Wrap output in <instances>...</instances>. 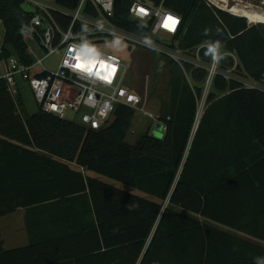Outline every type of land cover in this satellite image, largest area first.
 Here are the masks:
<instances>
[{
    "label": "trees",
    "instance_id": "obj_1",
    "mask_svg": "<svg viewBox=\"0 0 264 264\" xmlns=\"http://www.w3.org/2000/svg\"><path fill=\"white\" fill-rule=\"evenodd\" d=\"M59 2L69 8L78 3ZM129 2L122 0L118 17L126 16ZM21 6L22 0H0V21L5 29L0 62L11 57L30 62L23 32L29 29L32 17ZM166 7L183 18L182 29L174 38L180 48L190 50L218 42L237 57L236 74L264 85V33L260 27H250L246 19L225 12L214 13L202 0H166ZM117 24L147 34L129 20ZM169 63L170 119L158 122L164 127L162 139L146 132L135 146L126 141L125 118L134 109L119 107L111 123L92 131L39 108L30 114L23 99L26 85L19 83L12 94L0 80V217L26 210L30 239L27 247L10 251L3 250L0 242V264L261 262L264 250L257 245L179 214L176 208L208 221L215 220L220 210L237 205V224H224L264 242V90L247 89L217 77L211 98L225 95L207 109L182 177L177 180L207 73L188 67V80L177 64ZM228 64L233 67V60ZM226 100L233 104L258 151L243 167L234 166L228 176L226 171L212 174L213 181L218 177L214 188L195 185L189 168L207 140L209 114ZM180 141L185 143L179 147ZM91 173L158 200L107 184ZM48 211L53 215L41 217ZM54 228L59 234L47 236L45 231ZM165 251L169 260L162 256Z\"/></svg>",
    "mask_w": 264,
    "mask_h": 264
},
{
    "label": "built area",
    "instance_id": "obj_2",
    "mask_svg": "<svg viewBox=\"0 0 264 264\" xmlns=\"http://www.w3.org/2000/svg\"><path fill=\"white\" fill-rule=\"evenodd\" d=\"M77 1L75 8H69L59 0H22V4L35 11L29 29L23 32L30 62H21L16 57L0 62V80L7 83L9 91L14 94L19 83L25 84L45 114L66 120V114L72 111L76 124L98 131L109 124L119 107L141 109L146 101L129 86L127 66L118 57L100 49L101 45L114 40L167 57L183 70L188 80V67L206 71L203 92L197 97L195 127L200 125L209 106L220 98H211L217 77L226 82H238L247 89L264 90L263 84L235 73L237 57L223 46L218 50L219 60L213 59L210 43L190 50L180 48L174 38L182 29L183 18L166 7V0H129L125 17L117 16L122 0ZM204 1L210 7L243 18L227 9L223 0ZM127 20L135 23L138 31L147 30V34L117 24H127ZM255 24L249 21L250 26ZM161 33L169 36L170 41L162 40ZM204 51L210 55L203 54ZM57 53L62 55L57 67L46 69L43 61ZM229 59L233 60V67L229 66ZM157 119L160 120L155 117Z\"/></svg>",
    "mask_w": 264,
    "mask_h": 264
},
{
    "label": "rangeland",
    "instance_id": "obj_3",
    "mask_svg": "<svg viewBox=\"0 0 264 264\" xmlns=\"http://www.w3.org/2000/svg\"><path fill=\"white\" fill-rule=\"evenodd\" d=\"M229 2V8L233 7V5L238 2L244 6L253 8L254 10L264 12V0H229ZM202 3L207 9L212 10L214 13L220 11L215 7H210L204 0H202ZM227 14L232 17L238 18L234 15H231L230 13ZM244 19H246L247 24L249 25V18L246 16V18ZM252 26L260 27L264 33V21L261 20V23L251 25L250 27ZM4 36V25L2 22H0V50L3 45ZM160 36L162 37V40L170 41L169 36L163 33H161ZM100 49L106 54H111L118 57L124 63V65L127 66L129 70V86H131L133 91L138 95H141V97L146 101L145 104L142 105L141 109L131 110L125 117L126 121L128 122L126 141L131 146H135L138 142V139L146 132H150L151 134H153L155 123H163L164 119H170V60L167 57L154 53L148 49L129 46L127 42L122 40H114L110 44L101 45ZM61 57L62 55L60 53H57L50 58L45 59L43 61L44 67L48 70H54L61 60ZM219 96L220 98H223L224 94ZM23 99L30 114L38 112L39 107L36 104L29 87L27 86L25 87V90L23 92ZM233 107V104L226 100L224 101V104L218 105L214 109V111L209 114L210 129L206 135L207 140L201 149L202 151L200 150V152L197 154L195 162L191 163L193 164L192 167L189 168L190 176L192 177L193 183L195 185H201L203 183L207 187L214 188V182L218 179V177L213 181V175L226 171L225 176H228L229 173L231 174L232 171L236 169L234 168V166L240 164L243 167V163L250 160L252 155L256 153V151H258L256 142H254V139L247 131L242 119L235 112ZM180 108L181 107H178L177 109L179 110ZM143 110L145 112H143ZM150 115L154 116V118H151ZM155 117H159L160 120L157 119L156 121ZM114 118L115 116L112 117L109 123H111ZM66 120L69 122H76L77 118L75 113L72 111L68 112L66 114ZM194 127L195 123L193 125V128L190 129V133L187 139V149L183 160V166L180 170L177 180L182 177L183 170L187 165L190 152L197 138L199 125L198 127ZM160 132L161 134L157 139H162L164 130L163 132ZM183 143L185 142L180 141L179 147L180 145L182 146ZM71 167L75 170L78 169L75 165H71ZM91 174L94 178H97L122 190H126L135 195L146 197L147 199H150L152 201L158 200L155 197L146 196L138 192L137 190L126 187L109 178L103 177L96 173ZM209 175H212L211 179L208 180L207 183H204L206 182L205 179H207ZM167 205L168 201L166 203V206ZM176 212L204 222L208 224V226L217 229L220 232H224L230 234L233 237H238L249 241L264 250V242L241 234L224 224V222L229 224H237L239 219L234 220V218H237L240 215V210L237 205L233 208L220 210V212L217 213L216 216L213 215L215 220L208 221H206L201 216L192 214L188 211H183L180 208H176ZM162 256L164 259L169 260L167 251L163 252ZM157 261L158 258L155 262L157 263ZM157 264H164V262L162 260V262ZM259 264H264V256Z\"/></svg>",
    "mask_w": 264,
    "mask_h": 264
},
{
    "label": "crops",
    "instance_id": "obj_4",
    "mask_svg": "<svg viewBox=\"0 0 264 264\" xmlns=\"http://www.w3.org/2000/svg\"><path fill=\"white\" fill-rule=\"evenodd\" d=\"M2 22V21H0ZM92 176V174H89ZM97 179V178H96ZM53 215L51 211L41 217ZM26 210H18L12 214L0 217V242H2L3 250L10 251L30 245L29 234L26 227ZM47 236L54 233L59 234L58 229L46 230Z\"/></svg>",
    "mask_w": 264,
    "mask_h": 264
},
{
    "label": "bare ground",
    "instance_id": "obj_5",
    "mask_svg": "<svg viewBox=\"0 0 264 264\" xmlns=\"http://www.w3.org/2000/svg\"><path fill=\"white\" fill-rule=\"evenodd\" d=\"M226 2L227 9H230L232 12L241 15L243 18L246 16L249 18L251 23H261V20L264 21V12H260L258 10H254L253 8L244 6V5H233V7L229 8L230 4L229 0H223Z\"/></svg>",
    "mask_w": 264,
    "mask_h": 264
},
{
    "label": "water",
    "instance_id": "obj_6",
    "mask_svg": "<svg viewBox=\"0 0 264 264\" xmlns=\"http://www.w3.org/2000/svg\"><path fill=\"white\" fill-rule=\"evenodd\" d=\"M117 2H118V0H117ZM21 9L27 15H34L35 14V11L31 7H29V6L25 5V4H22ZM152 38L154 40H156V41H159L158 37L152 36ZM163 130H164L163 125L157 123L155 128H154V132H153L152 136L156 137V138H159V135L161 134L160 131L163 132Z\"/></svg>",
    "mask_w": 264,
    "mask_h": 264
},
{
    "label": "clouds",
    "instance_id": "obj_7",
    "mask_svg": "<svg viewBox=\"0 0 264 264\" xmlns=\"http://www.w3.org/2000/svg\"><path fill=\"white\" fill-rule=\"evenodd\" d=\"M219 47H220V45L217 42L216 44L211 45L210 48H209V51L212 54L214 60H219L220 59V55L218 54Z\"/></svg>",
    "mask_w": 264,
    "mask_h": 264
},
{
    "label": "snow or ice",
    "instance_id": "obj_8",
    "mask_svg": "<svg viewBox=\"0 0 264 264\" xmlns=\"http://www.w3.org/2000/svg\"><path fill=\"white\" fill-rule=\"evenodd\" d=\"M169 19H171V18H169ZM173 23H175V21H173Z\"/></svg>",
    "mask_w": 264,
    "mask_h": 264
}]
</instances>
